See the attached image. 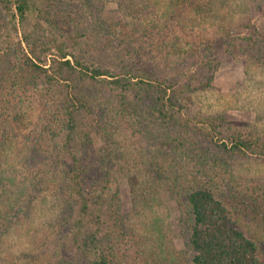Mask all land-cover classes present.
Listing matches in <instances>:
<instances>
[{
    "label": "trees",
    "instance_id": "trees-1",
    "mask_svg": "<svg viewBox=\"0 0 264 264\" xmlns=\"http://www.w3.org/2000/svg\"><path fill=\"white\" fill-rule=\"evenodd\" d=\"M60 1L0 0V13L15 34L14 39L7 35L5 42L0 41V151L8 141L31 130L35 117L39 126L33 127L37 130L26 151L25 166L31 173L42 168L46 171L51 147L56 150V166L66 179L64 197L69 207L53 250L60 264H129L134 259L132 252L144 257L141 246L148 236L122 229L118 167L108 146L113 144L115 123L132 135L140 134L139 111L168 134L159 154L152 152L143 165L159 178L163 176L171 196L180 204L190 251L187 264H264L259 246L241 230L229 209L230 204L240 203L259 214L264 209V188H247L227 173L233 158L264 161V137L230 131L223 139L221 117L195 115L188 106L197 68L213 73L218 65L211 57L212 41L182 34L189 25H199L196 17L187 13L195 0L183 2L185 7H180L181 0H168L164 22L150 19L148 28L141 22L113 23L110 32L117 38L116 45L115 39L105 37L113 56L126 57L131 55L127 44L137 42L134 36L140 32L139 40L153 42L155 58L163 66L178 62V72L161 78L156 77V71L124 65L125 59L116 61V69H112L82 58L78 50L83 35L71 30L74 20L67 25V34H51L43 43L31 38L26 22L36 13L54 28L45 8ZM121 1L132 8L142 0ZM155 1L154 11L158 6ZM240 15L238 20L218 19L225 26L216 32L235 60L243 61L247 68L264 70V31L252 25L245 11ZM232 28L251 33L230 37ZM85 37L87 43L94 44L91 33ZM90 49L89 45L87 52ZM9 56H13L11 63ZM183 62L188 63L182 66ZM191 62H199L196 69ZM203 127L209 131L206 135L201 133ZM206 145L220 157H209ZM172 156L178 158L177 163L169 162ZM223 156L228 161L223 162Z\"/></svg>",
    "mask_w": 264,
    "mask_h": 264
},
{
    "label": "rangeland",
    "instance_id": "rangeland-1",
    "mask_svg": "<svg viewBox=\"0 0 264 264\" xmlns=\"http://www.w3.org/2000/svg\"><path fill=\"white\" fill-rule=\"evenodd\" d=\"M97 1L56 2L45 8L49 19L53 20L54 28L37 18L35 13L26 22L25 30L31 33L35 41L43 43L51 34L55 37L67 34L69 22L74 20L70 23L71 30L83 35L78 50L82 58L89 57L93 63L108 65L112 69H116L118 60L125 59L124 65L156 71V77L160 78L178 72V62L166 67L162 61H157L153 42H146V38L139 40L140 32L134 36L137 42L127 44V53L131 55L126 54V57L119 54L113 56L105 40V37L115 39L110 32L113 23L125 21L127 25H132L133 22H141L143 28L152 26L148 24L150 19L163 23L166 7L170 5L168 0H158L156 13L155 0H142L132 8L125 6L121 0ZM185 1L179 2L180 7H185L182 4ZM242 11L250 16L257 30L264 31V0H195L194 7H188L187 13L191 17L195 16L199 25H189L182 32L188 38L212 41L214 52L211 57L216 59L217 69L210 73L205 68L198 69L199 62H191V67L197 68L198 73L190 86L188 106L195 115L221 117L223 139L231 132H241L253 138L264 137V70L256 69L255 66L247 68L243 61L235 60L227 53L224 39L216 32L219 26H225L218 19L238 20ZM106 13L110 17H106ZM48 17L45 16V19ZM111 17L114 19L110 22L108 20ZM18 30L21 32V28ZM175 30L181 34L179 26H175ZM86 33L94 37L97 50L94 44L86 42ZM250 33V30L232 28L229 35L240 38ZM7 35L15 38L7 18L0 13L2 43ZM114 44H117V38ZM89 45L91 49L87 52ZM12 57L9 56L10 63ZM187 63L183 62L182 66ZM139 112L140 134L132 135L115 123L113 144L110 142L108 145L118 167L122 229L125 233L133 229L138 234L148 236L141 246L144 257L132 252L134 259L128 263L187 264L190 251L180 204L171 196L169 184L163 176L159 178L144 168L152 152L159 154L161 143L168 134L153 118L145 112ZM34 121L36 125L33 127H38L36 117ZM33 127L8 141L0 151V264H60L53 250L69 213L64 197L66 179L56 166L57 153L53 147L47 157L49 161L45 162L48 163L46 171L42 168L31 173L25 166L24 161L28 157L26 151L37 130ZM201 129L203 135L209 133L206 128ZM204 148L211 158L216 154L219 157L221 155L211 145ZM170 159V163H177L178 158L172 156ZM221 160L228 161L226 156ZM228 164V176L240 180L247 188H264V161L254 157L233 158ZM245 208L240 203L229 206L234 221L257 243L264 261V209L259 214H253Z\"/></svg>",
    "mask_w": 264,
    "mask_h": 264
}]
</instances>
